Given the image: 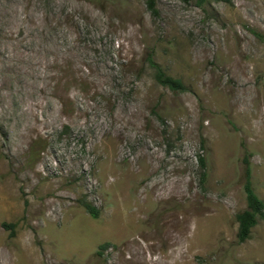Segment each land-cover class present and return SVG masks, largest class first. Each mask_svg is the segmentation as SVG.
Returning <instances> with one entry per match:
<instances>
[{"label": "rangeland", "instance_id": "obj_1", "mask_svg": "<svg viewBox=\"0 0 264 264\" xmlns=\"http://www.w3.org/2000/svg\"><path fill=\"white\" fill-rule=\"evenodd\" d=\"M155 7L0 0V264H264V0Z\"/></svg>", "mask_w": 264, "mask_h": 264}, {"label": "trees", "instance_id": "obj_2", "mask_svg": "<svg viewBox=\"0 0 264 264\" xmlns=\"http://www.w3.org/2000/svg\"><path fill=\"white\" fill-rule=\"evenodd\" d=\"M183 3H189L193 0H180ZM197 1H218V2H228V0H197ZM147 9L153 16L157 15V10L155 7V0H146ZM147 61L151 68L154 69L155 74L154 78L155 81L171 90L174 93L184 92L186 89L183 86L182 82L179 79H174L168 75H166L162 69L151 59V57H147ZM198 164L201 169V181L205 178V169H206V162L204 157L197 156ZM250 167L248 163L245 167V183H244V191L246 195V208L242 211L238 212L235 215L236 222L238 224L237 229V241L242 243L249 239L251 229L257 224V221L264 218V203L260 200L257 195L254 193L251 180H250ZM83 208L86 210L87 213L91 215L93 218L98 217L97 210L89 203L83 202ZM6 226V225H4ZM104 248V246H100V249ZM99 254V252H98Z\"/></svg>", "mask_w": 264, "mask_h": 264}]
</instances>
